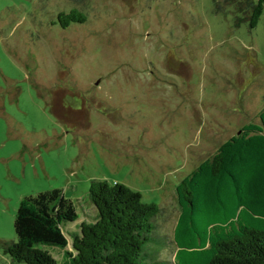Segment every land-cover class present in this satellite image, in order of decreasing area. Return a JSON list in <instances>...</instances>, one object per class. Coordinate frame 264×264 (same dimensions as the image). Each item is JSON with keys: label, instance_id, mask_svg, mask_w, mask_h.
<instances>
[{"label": "rangeland", "instance_id": "rangeland-1", "mask_svg": "<svg viewBox=\"0 0 264 264\" xmlns=\"http://www.w3.org/2000/svg\"><path fill=\"white\" fill-rule=\"evenodd\" d=\"M247 0H0V264L25 197L60 189L94 223L92 181L139 192L172 240L177 186L264 108V13ZM73 10L84 23L62 27ZM147 244L149 263L176 246Z\"/></svg>", "mask_w": 264, "mask_h": 264}, {"label": "trees", "instance_id": "trees-1", "mask_svg": "<svg viewBox=\"0 0 264 264\" xmlns=\"http://www.w3.org/2000/svg\"><path fill=\"white\" fill-rule=\"evenodd\" d=\"M247 1L255 29L264 0ZM85 20L77 10L59 15L62 27ZM260 123L244 125L176 187L181 214L172 240L154 232L158 204L144 203L125 185L92 181L98 217L71 234L62 264H264V108ZM78 219L60 189L25 197L15 218L17 241L2 242L5 253L18 263L58 264L49 247L66 249L65 227ZM164 239L176 246L174 258L149 263L147 244Z\"/></svg>", "mask_w": 264, "mask_h": 264}, {"label": "flooded vegetation", "instance_id": "flooded-vegetation-1", "mask_svg": "<svg viewBox=\"0 0 264 264\" xmlns=\"http://www.w3.org/2000/svg\"><path fill=\"white\" fill-rule=\"evenodd\" d=\"M242 129H243V128H242ZM242 129H241V130H242ZM241 130H240V131H241Z\"/></svg>", "mask_w": 264, "mask_h": 264}, {"label": "water", "instance_id": "water-1", "mask_svg": "<svg viewBox=\"0 0 264 264\" xmlns=\"http://www.w3.org/2000/svg\"><path fill=\"white\" fill-rule=\"evenodd\" d=\"M240 133V132H239Z\"/></svg>", "mask_w": 264, "mask_h": 264}]
</instances>
